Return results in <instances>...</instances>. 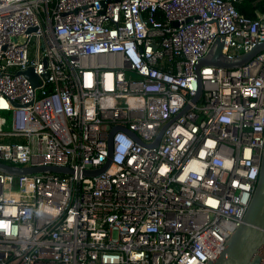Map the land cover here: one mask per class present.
Masks as SVG:
<instances>
[{
    "label": "built area",
    "instance_id": "1",
    "mask_svg": "<svg viewBox=\"0 0 264 264\" xmlns=\"http://www.w3.org/2000/svg\"><path fill=\"white\" fill-rule=\"evenodd\" d=\"M240 0H0V264H207L242 221L264 143V41ZM31 68L38 85L23 71ZM9 115L10 122L6 115ZM112 136L111 161L101 167ZM163 129L156 146H150Z\"/></svg>",
    "mask_w": 264,
    "mask_h": 264
},
{
    "label": "water",
    "instance_id": "2",
    "mask_svg": "<svg viewBox=\"0 0 264 264\" xmlns=\"http://www.w3.org/2000/svg\"><path fill=\"white\" fill-rule=\"evenodd\" d=\"M222 38L218 37L211 45L209 51L204 57L195 64V74L197 76L198 87L192 99L196 103L201 95V85L199 81V68L204 65H210L217 68L234 69L246 64L257 53L264 50V41L258 42L247 53L228 58L221 52ZM33 86L38 85V80L31 68L23 71ZM117 130L129 133L136 141L139 138L123 126H114L108 136V154L105 163L96 169L84 171L85 176H94L103 172L111 161L112 136ZM163 129L158 133L155 141L150 146H156L159 142ZM0 172L13 176L28 175L32 173H71L69 167L60 166H35V167H17L0 161ZM207 264H264V143L262 147L258 177L253 189L251 199L243 214L242 221L228 237L225 246L220 254L207 262Z\"/></svg>",
    "mask_w": 264,
    "mask_h": 264
},
{
    "label": "trees",
    "instance_id": "3",
    "mask_svg": "<svg viewBox=\"0 0 264 264\" xmlns=\"http://www.w3.org/2000/svg\"><path fill=\"white\" fill-rule=\"evenodd\" d=\"M237 10L249 18H254L256 12H264V0H240Z\"/></svg>",
    "mask_w": 264,
    "mask_h": 264
},
{
    "label": "rangeland",
    "instance_id": "4",
    "mask_svg": "<svg viewBox=\"0 0 264 264\" xmlns=\"http://www.w3.org/2000/svg\"><path fill=\"white\" fill-rule=\"evenodd\" d=\"M6 116H7L8 123H9V122H10V117H9V115H8V114H7Z\"/></svg>",
    "mask_w": 264,
    "mask_h": 264
}]
</instances>
